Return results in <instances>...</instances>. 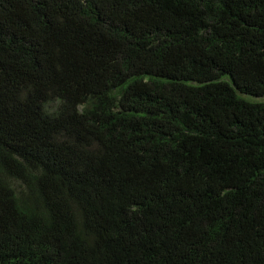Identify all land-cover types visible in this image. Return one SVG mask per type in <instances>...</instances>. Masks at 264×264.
<instances>
[{
    "label": "trees",
    "instance_id": "16d2710c",
    "mask_svg": "<svg viewBox=\"0 0 264 264\" xmlns=\"http://www.w3.org/2000/svg\"><path fill=\"white\" fill-rule=\"evenodd\" d=\"M0 264H264V0H0Z\"/></svg>",
    "mask_w": 264,
    "mask_h": 264
},
{
    "label": "rangeland",
    "instance_id": "374dc122",
    "mask_svg": "<svg viewBox=\"0 0 264 264\" xmlns=\"http://www.w3.org/2000/svg\"><path fill=\"white\" fill-rule=\"evenodd\" d=\"M245 98H247V99H249V100H253L254 101V99L253 98H251V97H247V96H244ZM261 99H256L255 101H260Z\"/></svg>",
    "mask_w": 264,
    "mask_h": 264
}]
</instances>
